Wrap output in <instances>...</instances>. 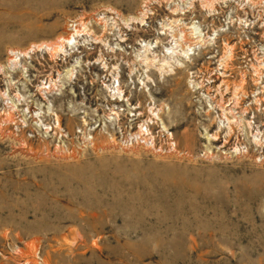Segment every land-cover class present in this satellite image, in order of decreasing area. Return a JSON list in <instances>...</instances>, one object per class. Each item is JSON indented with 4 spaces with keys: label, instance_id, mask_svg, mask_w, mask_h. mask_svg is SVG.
<instances>
[{
    "label": "rangeland",
    "instance_id": "374dc122",
    "mask_svg": "<svg viewBox=\"0 0 264 264\" xmlns=\"http://www.w3.org/2000/svg\"><path fill=\"white\" fill-rule=\"evenodd\" d=\"M0 264H264V0H0Z\"/></svg>",
    "mask_w": 264,
    "mask_h": 264
}]
</instances>
